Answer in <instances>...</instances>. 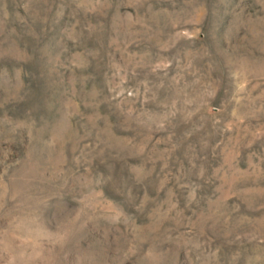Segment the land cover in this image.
Segmentation results:
<instances>
[{
  "label": "rangeland",
  "instance_id": "obj_1",
  "mask_svg": "<svg viewBox=\"0 0 264 264\" xmlns=\"http://www.w3.org/2000/svg\"><path fill=\"white\" fill-rule=\"evenodd\" d=\"M0 264H264V0H0Z\"/></svg>",
  "mask_w": 264,
  "mask_h": 264
}]
</instances>
